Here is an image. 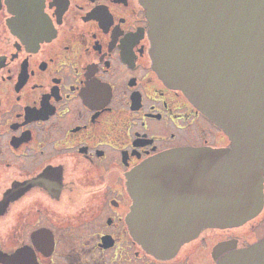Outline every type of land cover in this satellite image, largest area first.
Segmentation results:
<instances>
[{
	"label": "flooded vegetation",
	"instance_id": "1",
	"mask_svg": "<svg viewBox=\"0 0 264 264\" xmlns=\"http://www.w3.org/2000/svg\"><path fill=\"white\" fill-rule=\"evenodd\" d=\"M15 4L0 0V264H132L140 252L165 264L203 243L215 264L217 243L264 237L206 227L171 258L145 252L126 223L127 174L157 153L229 139L154 71L141 0Z\"/></svg>",
	"mask_w": 264,
	"mask_h": 264
},
{
	"label": "water",
	"instance_id": "2",
	"mask_svg": "<svg viewBox=\"0 0 264 264\" xmlns=\"http://www.w3.org/2000/svg\"><path fill=\"white\" fill-rule=\"evenodd\" d=\"M20 0H12L19 7ZM154 71L229 139L175 148L127 174L126 223L148 254L168 259L206 227L241 226L264 203V0H141ZM215 264H264V237L219 242Z\"/></svg>",
	"mask_w": 264,
	"mask_h": 264
},
{
	"label": "rangeland",
	"instance_id": "3",
	"mask_svg": "<svg viewBox=\"0 0 264 264\" xmlns=\"http://www.w3.org/2000/svg\"><path fill=\"white\" fill-rule=\"evenodd\" d=\"M63 229H61L62 231ZM60 231V232H61ZM234 236L242 235L244 237L243 240L246 242H252L261 236L264 235V209L261 211V213L256 216L254 219L250 220L249 222L244 223L241 226L238 227H232L231 229ZM211 243H203L200 245V247L197 249L198 253L193 256L191 259H187L184 262H181L182 260L179 258V255L176 256L173 260L169 261L165 264H175L176 262H180V264H204L205 260L203 257H209L208 254H206V250L210 248ZM140 258L136 259L132 264H148L151 262V260L143 255L141 252ZM200 257L202 261H200ZM179 258V259H178ZM106 261L110 259V257L107 255L105 257ZM116 260L119 262V264H129L127 260V256L123 255H117Z\"/></svg>",
	"mask_w": 264,
	"mask_h": 264
}]
</instances>
